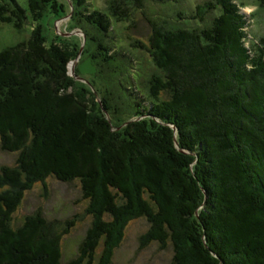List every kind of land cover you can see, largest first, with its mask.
I'll use <instances>...</instances> for the list:
<instances>
[{
	"label": "trees",
	"instance_id": "trees-1",
	"mask_svg": "<svg viewBox=\"0 0 264 264\" xmlns=\"http://www.w3.org/2000/svg\"><path fill=\"white\" fill-rule=\"evenodd\" d=\"M146 1L180 0H111L91 12V0H73L79 24L99 32L87 44L105 63L121 58L107 44L112 21L132 22L131 9ZM247 1L197 4L190 18L177 14V27L147 18L148 41L133 47L164 75L148 81L146 119L127 125L122 146L111 143L109 121H93L70 90L68 65L81 44L69 51L44 34L41 20L69 15V0H27V9L0 0V24L38 22L29 40L0 52V150L18 156L16 167L0 169V189L25 181L12 194L0 190V264H63V239L77 220L60 231L41 213L22 223L16 216L25 190H47L49 179L78 181L93 216L68 264H112L124 227L155 216L153 239H170L175 252L181 244V264H264V35L250 32L256 15L244 12Z\"/></svg>",
	"mask_w": 264,
	"mask_h": 264
},
{
	"label": "rangeland",
	"instance_id": "rangeland-1",
	"mask_svg": "<svg viewBox=\"0 0 264 264\" xmlns=\"http://www.w3.org/2000/svg\"><path fill=\"white\" fill-rule=\"evenodd\" d=\"M110 1L91 0L89 12L95 8L106 10ZM206 1L209 0H180L173 4L172 2L169 4L146 1L144 7L131 9L132 22L114 23L112 21L114 32L109 36L107 44L115 46L116 53L121 56L119 62L105 63L106 54L100 53L95 43L87 44L91 36L97 39H100L101 36L97 29L84 19L79 24L81 10L76 9L73 0H69L71 3L69 15L60 19L50 17L41 20L44 34L49 43L67 48L69 51L75 48V40L81 44L77 49L78 53L68 65V72L72 78L70 90L81 96L93 109V112L90 113L93 121L99 122L102 119L109 121L114 133L111 143L124 146L122 135L127 125L137 120L146 119V116H140V114H143L144 110L141 105L142 101L145 106L150 102L147 98L148 81L154 74L164 75L163 71L154 65L148 52L136 50L133 47V42L136 39L148 41L151 27L147 18L155 20L159 24L177 27L182 24L177 18L179 12L182 14L181 17L188 19L193 14L194 6L204 4ZM18 2L27 9V0H18ZM247 2H249L248 7L244 12L246 14L252 12L256 15L250 20L248 27L250 32L256 36L264 35V8L258 6V0H248ZM37 28L38 22L32 21V19H29L21 30H16L11 24H0V52L22 41L29 40L32 37V32H35ZM58 35L66 41H61ZM100 54H103V57L98 58ZM133 85H136L135 90ZM176 134L175 131V138ZM144 152L152 153L150 150ZM182 153L186 156L191 155L183 150ZM17 157L13 153L0 150V169L16 167ZM24 182L11 187L6 186L0 190H4L2 191L4 194H12L17 192L20 186L25 184ZM88 207L89 201L84 199L81 184L78 181L62 182L49 179L47 190L39 183L33 185L28 191L25 190L24 201L16 216L22 223L27 216L41 213L48 220L59 224L60 231L68 228L67 222L77 220L75 226L69 229V234L65 235L62 243L63 264H68L78 254L80 244L93 223V216L87 211ZM158 221L157 216L151 221L150 218L145 217L130 221L124 227V237L116 249L112 264H181L182 261L188 262L187 253L181 244L179 252L176 251V253L175 245L170 239L166 245L153 239V228L155 222ZM103 249V244H101L99 252ZM179 255H181V261L175 257Z\"/></svg>",
	"mask_w": 264,
	"mask_h": 264
}]
</instances>
